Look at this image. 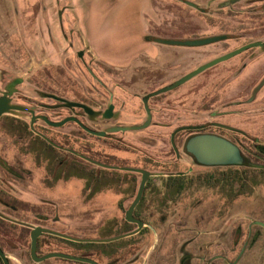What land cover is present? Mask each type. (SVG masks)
<instances>
[{
    "label": "flooded vegetation",
    "instance_id": "flooded-vegetation-1",
    "mask_svg": "<svg viewBox=\"0 0 264 264\" xmlns=\"http://www.w3.org/2000/svg\"><path fill=\"white\" fill-rule=\"evenodd\" d=\"M170 1L177 3L178 14H174L172 6H166L168 17L162 23V32L145 33L143 36V41L151 44L150 52L136 51L128 62L129 70L119 69L114 74L117 81L114 88H109L102 79L98 81L102 86L101 104L94 107L90 102L73 100L99 111L94 117H89L81 108L60 105L61 101L51 95L70 99L55 93L39 92L40 96L51 99V103L42 104L14 102L13 95L17 91L11 96L14 103L33 106L34 115H44L50 121L75 117L90 129L105 130L112 126L142 123L146 118L143 99L148 95L149 124L145 128L107 131L102 136H95L74 120L67 119L58 126H52L38 118L33 127L49 139L46 140L30 129L28 118L0 115V120L8 118L9 130L17 131L14 135L29 133L35 142H43V148L49 153L42 165L48 176L45 178L48 188L58 180L67 184L75 176V155L80 154L74 143V124L83 133L79 137H98V161L114 166L95 165L99 191L120 195L113 202V209L104 213V219L129 223L131 228L126 232L136 230L132 236H158L162 231L165 245L155 248L157 240L152 248H131V257L123 261L122 248L73 245L61 240L64 238L44 232L37 237L34 252L31 248H4L0 245L7 264H92L72 257L87 258L96 264H231L236 258L229 260L228 254L233 253L240 243L242 224L236 225L238 230H220L219 218L227 214L220 217L213 208L202 217L201 205L208 199H218L217 195L204 197L202 189H197L194 197L177 195L185 193L193 184L196 187L204 184L203 181H184L187 175L197 171L212 174L230 168L238 171L242 179L247 172H258L261 175L259 183L264 178V126L262 129L251 128L252 119L264 113V49L257 45L264 41V0ZM243 46L246 47L231 54ZM161 48L162 52H158ZM209 62L212 63L206 65ZM4 82L0 81V90ZM63 109L68 113L57 119L48 115V111L62 114ZM74 109L79 112L76 114ZM25 114L29 115L28 112ZM69 126L71 128L67 131L63 130ZM202 134L216 135L233 143L238 148L240 161L233 164L199 162L187 150L186 144L190 138ZM0 168L13 178L25 172L21 168L16 171L13 164L2 159ZM132 168L145 170L148 175L139 200L127 214L141 179V173ZM84 184H87L86 179ZM229 200L226 198L227 203ZM26 201L3 195L0 190V211L4 214L35 213L37 204ZM58 205L49 203L45 210L54 214ZM127 217L140 221L142 225L138 227L135 221L128 222ZM259 225L261 228L245 241L246 246L264 235V226ZM27 233H30L29 228ZM120 233L123 232L117 234ZM221 235H224V240H221ZM14 236L20 238L21 234ZM52 239L64 244L52 245ZM0 264H5L1 257Z\"/></svg>",
    "mask_w": 264,
    "mask_h": 264
},
{
    "label": "rangeland",
    "instance_id": "rangeland-1",
    "mask_svg": "<svg viewBox=\"0 0 264 264\" xmlns=\"http://www.w3.org/2000/svg\"><path fill=\"white\" fill-rule=\"evenodd\" d=\"M166 6H172L174 14H178L177 3L170 0H0V81L6 80L5 84L13 76L23 78L13 95L14 102L51 103L50 98L39 94L45 92L98 107L102 101V86L98 81L102 79L109 88H114L117 82L114 74L119 69L129 70L128 62L136 51H142L144 34L162 32V23L168 17ZM61 112L48 111V115L57 119L68 113L67 109ZM74 112L77 114L79 110ZM252 120V129H262L264 113ZM9 122L8 118L0 120V159L13 164L16 171L21 168L25 172L13 178L0 168V190L3 195L37 204L35 213L21 211L18 216H9L77 236L103 237L131 228L124 221L104 219V213L113 209V202L120 195L103 194L93 184L86 189L85 179L76 176L67 184L58 180L46 187L48 176L42 165L49 153L43 148V142H35L29 133L14 135L17 131L9 130ZM74 126L75 147H85L99 157V140L79 137L83 133ZM239 175L230 168L212 174L193 172L184 181L204 184L200 183L199 187L193 184L177 197H194L197 189H202L204 197L217 195L218 199H208L201 205L202 217L213 208L220 217L227 214L219 218L220 230H238L236 225L242 224L240 243L228 254L229 260L236 257L231 264H264V235L258 236L253 244L245 245L249 235L261 228L259 223H264V178L259 183L258 172H247L244 179ZM226 198H230L228 203ZM52 202L59 204L54 214L45 210ZM250 220L254 222L249 223ZM157 240L155 248H162L166 243L162 231L158 236L131 235L107 245L122 248L125 261L131 257V248H152ZM0 243L4 248H29V234L19 225L0 222ZM56 244L64 243L52 239V245ZM239 249L241 256L237 255Z\"/></svg>",
    "mask_w": 264,
    "mask_h": 264
},
{
    "label": "water",
    "instance_id": "water-1",
    "mask_svg": "<svg viewBox=\"0 0 264 264\" xmlns=\"http://www.w3.org/2000/svg\"><path fill=\"white\" fill-rule=\"evenodd\" d=\"M189 43H191V42H189ZM257 45L261 49H264V41L257 43ZM245 47L246 46L240 47V48L232 51L231 54L237 53V52L241 51L242 49H244ZM78 56H81V51L78 52ZM211 63L212 62H209L206 65H209ZM22 79L23 78L21 76H13L3 85L2 89L0 90V115L11 114V115L18 116V117L28 118L30 129L34 133L39 134L40 136H42L46 140H49V139L47 137H45L44 135H42L41 133H39L33 127L34 121L38 118L42 119L44 122H46L47 124L52 125V126H58V125L62 124L63 122H65L67 119L74 120L75 123H77L82 129H84L85 131H87L90 134L95 135V136H102L107 131L114 132V131L140 130V129L145 128L149 124V110H148L147 101H146L148 95H146L143 99L144 100V106L146 109V118L142 123L132 124V125H124V126H112V127H108L105 130H93V129L86 127L84 124H82L80 122V120H78L75 117L65 118V119H62L58 122L50 121L44 115H34V107L33 106L32 107L31 106H25L22 104L14 103L11 100L12 94L17 91L16 85L19 84L20 82H22ZM163 89H167V88H163ZM51 97L61 101L60 105H62V106L81 108L91 118L94 117L95 115L99 114V111H94L90 106H88L85 103H82L79 101H73V100H66V99H63L60 97H56L54 95H51ZM109 107H111V105H109ZM25 112H28L29 115L25 114ZM103 117H105V116H103ZM186 148L189 152H191L196 157V159L199 162L204 163V164H233V163H237L240 161V155H239L238 148L233 143H231L230 141H228L222 137L212 135V134H202V135H197V136L190 138L187 141ZM79 156L82 159H84V160H86V161H88L94 165L108 166V165H104L103 163H101L98 160H95V159L90 158L88 156H85L83 154H80ZM108 167H114V166H108ZM132 169L139 171L141 173V179H140L139 187H138L137 193L135 195V198L133 199L132 203L129 205V207L127 209V214H130L133 206L139 200V197H140V194L142 191V187H143L144 182H145L147 175H148V173L145 170L136 169V168H132ZM0 218L3 220H6L8 222H11V223H14V224H17L20 226H24V227H27L30 229L29 248H31V252H34V249L36 248L37 237L44 232H47L48 234H51V235L59 236V237L64 238V239L75 241V242H97V243H105V242L115 241V240H118V239H121L124 237L131 236L136 232V230H130L127 232H123L120 234L107 236V237L80 238V237L70 236V235L58 232L56 230L49 229L47 227H43L40 225H36V224L30 223V222H27L24 220L17 219L15 217L4 214L1 211H0ZM126 220L128 222L135 221L138 224V227H140L142 225V223L140 221L133 220L130 217H127ZM260 224L264 226L263 223L260 222ZM0 257L3 259L5 264H7L6 255L1 251V249H0ZM68 257H71V256H68ZM72 258L84 260V261L91 262L92 264H96L94 261L87 259V258H77V257H72Z\"/></svg>",
    "mask_w": 264,
    "mask_h": 264
},
{
    "label": "trees",
    "instance_id": "trees-1",
    "mask_svg": "<svg viewBox=\"0 0 264 264\" xmlns=\"http://www.w3.org/2000/svg\"><path fill=\"white\" fill-rule=\"evenodd\" d=\"M92 137H94V136H92ZM94 138H98V137H94ZM78 154H84L90 158L98 160V156L96 154H94L92 152H88V150H85V149H79ZM96 169H97V167L95 165H93L92 163L80 158L77 154L75 155V163H74L75 176L87 180V184L85 185L84 188L89 189V186H90L89 182L93 183V185H95V186H98L99 177H98V170H96ZM0 222L6 223L7 221L0 218ZM22 228L27 230V228H25V227H22ZM123 232H126V230H123ZM74 236L81 237V238H94L91 235H79V236L74 235ZM107 236H109V235H105V234L103 235V237H107ZM129 237H131V236H129ZM121 239H125V237L121 238ZM61 240L64 242H67L69 244L79 245V246L107 245V244L116 242V241H112V242H107V243H97V242H73V241H69V240H65V239H61Z\"/></svg>",
    "mask_w": 264,
    "mask_h": 264
},
{
    "label": "crops",
    "instance_id": "crops-1",
    "mask_svg": "<svg viewBox=\"0 0 264 264\" xmlns=\"http://www.w3.org/2000/svg\"><path fill=\"white\" fill-rule=\"evenodd\" d=\"M142 45H144V46H143V48L141 49V50H142L141 53H149V52H150V49H151V44H148V43H146V42H143ZM162 47H164V46H162ZM153 48H154V47H153ZM162 49H163V48H161L160 51H158V52H162Z\"/></svg>",
    "mask_w": 264,
    "mask_h": 264
}]
</instances>
